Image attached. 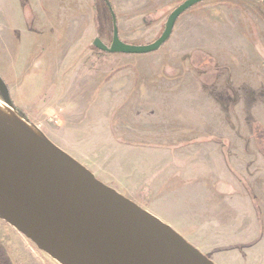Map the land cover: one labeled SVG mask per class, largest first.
Wrapping results in <instances>:
<instances>
[{
	"label": "rangeland",
	"instance_id": "1",
	"mask_svg": "<svg viewBox=\"0 0 264 264\" xmlns=\"http://www.w3.org/2000/svg\"><path fill=\"white\" fill-rule=\"evenodd\" d=\"M108 1L119 39L147 45L185 0ZM95 37H112L102 0H0L15 115L213 264H264V8L202 2L147 55ZM37 75L41 93L25 94ZM0 243L10 264H56L2 222Z\"/></svg>",
	"mask_w": 264,
	"mask_h": 264
},
{
	"label": "water",
	"instance_id": "2",
	"mask_svg": "<svg viewBox=\"0 0 264 264\" xmlns=\"http://www.w3.org/2000/svg\"><path fill=\"white\" fill-rule=\"evenodd\" d=\"M208 0H185L167 17L161 35L147 45L118 36L113 9L112 37L92 47L105 54L140 56L158 52L177 19ZM264 3V0H260ZM0 101L11 109L0 78ZM0 222L56 264H213L171 228L74 161L29 145L0 124Z\"/></svg>",
	"mask_w": 264,
	"mask_h": 264
},
{
	"label": "bare ground",
	"instance_id": "3",
	"mask_svg": "<svg viewBox=\"0 0 264 264\" xmlns=\"http://www.w3.org/2000/svg\"><path fill=\"white\" fill-rule=\"evenodd\" d=\"M0 124L6 127L9 131L17 137L32 145L40 147L42 145V138L37 136L30 124L23 119L17 117L13 110L0 101Z\"/></svg>",
	"mask_w": 264,
	"mask_h": 264
},
{
	"label": "crops",
	"instance_id": "4",
	"mask_svg": "<svg viewBox=\"0 0 264 264\" xmlns=\"http://www.w3.org/2000/svg\"><path fill=\"white\" fill-rule=\"evenodd\" d=\"M30 78L34 79V84H36V85H35V87H30L28 85V87H26V89H24L25 94L32 95L33 93H37V92L41 93L42 89H37V88L40 86V84L41 85L43 84L42 78L39 75L31 76Z\"/></svg>",
	"mask_w": 264,
	"mask_h": 264
},
{
	"label": "trees",
	"instance_id": "5",
	"mask_svg": "<svg viewBox=\"0 0 264 264\" xmlns=\"http://www.w3.org/2000/svg\"><path fill=\"white\" fill-rule=\"evenodd\" d=\"M0 78H1V76H0ZM2 81L4 82V84L6 83L3 79H2ZM5 86L8 88V84H5ZM15 109L19 115L23 114V112L20 109H18L16 107H15ZM0 264H10L9 259L7 257V254H6L3 246L1 245V243H0Z\"/></svg>",
	"mask_w": 264,
	"mask_h": 264
},
{
	"label": "flooded vegetation",
	"instance_id": "6",
	"mask_svg": "<svg viewBox=\"0 0 264 264\" xmlns=\"http://www.w3.org/2000/svg\"><path fill=\"white\" fill-rule=\"evenodd\" d=\"M107 1H108V0H107ZM208 1H210V0H208ZM250 1H255V2H257V3H260L261 6L264 8V3H263L262 1H260V0H250ZM102 2H103V4H104V6L106 7V9L108 10V8H107V6H106L104 0H102ZM108 2H109V1H108ZM183 2H184V1H183ZM183 2H182V3H183ZM204 2H205V1H204ZM109 4H110V3H109ZM199 4H200V3H199ZM197 5H198V4H197ZM197 5H196V6H197ZM194 7H195V6H194ZM192 8H193V7H192ZM192 8H191V9H192ZM189 10H190V9H189ZM189 10H188V11H189ZM108 12H109V11H108ZM109 14H110V13H109ZM184 14H185V13H184ZM24 16H25V15H24ZM180 17H181V16H180ZM180 17H179V18H180ZM179 18H178V19H179ZM178 19H177V20H178ZM25 20H27V17H26V16H25ZM176 22H177V21H176ZM111 24H112V23H111ZM175 24H176V23H175ZM174 26H175V25H174ZM173 30H174V29H173ZM118 36H119V35H118ZM110 42H111V40H110ZM109 44H110V43H109ZM109 44H108V45H109ZM105 45H106V44H105ZM108 45H107V46H108ZM102 53H103V52H102ZM133 203H134V202H133Z\"/></svg>",
	"mask_w": 264,
	"mask_h": 264
}]
</instances>
